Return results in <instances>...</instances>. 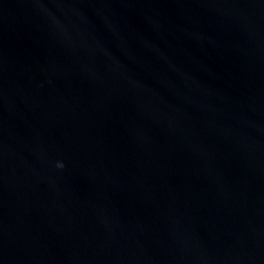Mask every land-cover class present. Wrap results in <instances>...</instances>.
Listing matches in <instances>:
<instances>
[{
	"label": "water",
	"instance_id": "1",
	"mask_svg": "<svg viewBox=\"0 0 264 264\" xmlns=\"http://www.w3.org/2000/svg\"><path fill=\"white\" fill-rule=\"evenodd\" d=\"M0 264H264V0H0Z\"/></svg>",
	"mask_w": 264,
	"mask_h": 264
}]
</instances>
